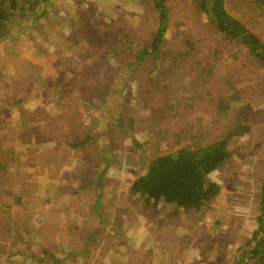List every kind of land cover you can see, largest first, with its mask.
<instances>
[{
	"label": "rangeland",
	"instance_id": "374dc122",
	"mask_svg": "<svg viewBox=\"0 0 264 264\" xmlns=\"http://www.w3.org/2000/svg\"><path fill=\"white\" fill-rule=\"evenodd\" d=\"M84 1L91 5L92 11L97 8L98 0ZM254 1L227 0V8L264 40V15L257 10ZM82 2L62 1L46 16L23 25L26 32L19 33L17 27L12 30L15 37L8 34L6 37L10 38L0 43V78L5 74L0 91L6 89L0 94L5 98L0 112L3 117L0 130L7 131L9 123L21 128L20 137L6 143L4 156L0 155V165L14 166V171L10 168L11 174L9 168L4 172L0 170V184L5 178L12 184L6 188L0 186V264H41L31 258L33 254L46 255L49 259L43 264H53L54 260L46 254L50 250L69 256L65 264H123L124 259L127 264L131 261L160 264L154 258L156 240L187 231L198 235L201 242L214 243L217 258L222 238L223 246L225 242L228 244L229 257L226 258H233L237 249L253 240L256 222L264 212L260 204L262 193L247 188L255 178L254 170L264 174V169L258 166L259 159L264 160V126L257 127L258 135L249 138L250 143L242 151L248 155L250 151L259 150L261 157L253 155L248 170L238 164L245 153L243 156L233 153L211 174L212 180L222 187L221 193L200 211L185 209L180 213L179 209V214H174L172 203L152 201L144 210L148 227L130 231L126 222L137 206L129 187L135 178L146 172L145 155L174 150L176 144L172 141L179 136L182 146L213 140L218 134L214 127L218 122L214 112L203 105L192 110L187 117L188 125L185 118L177 116L179 105L176 110L165 111L169 115L165 114L163 121L158 122L156 114L164 105L162 87L167 85L168 93L175 99L179 92L178 79L183 78L175 75L186 71L188 66L173 70L171 61L167 67L163 64V68L156 70L165 71L159 88L153 74L150 76L151 71L159 67L155 54L144 57L142 63L132 68H119L122 58L117 56L127 53L123 43L143 50L154 41L161 25L159 18L144 19L129 12L142 11L144 0L138 4L133 0L105 1L104 4L112 6L109 16L115 14L106 21L105 16L83 13ZM249 4L250 10L243 8ZM167 8L171 18L158 49L162 56L171 59L179 54L181 57V52L191 49L185 42L191 39L196 47L193 51L196 56H190L191 59L196 58L201 63L208 61L206 70L216 63L221 68L219 78L226 83L235 81L233 73L227 70L231 68L241 79L237 89L252 90L253 100L256 94L264 93L260 84L264 81L263 67L251 61L245 47L236 42L230 46H224L227 45L224 41L221 43V34L209 13L201 9L199 0H168ZM37 9V6L33 8L31 14L37 15ZM28 13L14 15L13 24H21L17 20L28 22L31 18L24 21ZM46 43L53 48V55L47 51ZM138 56L134 53L129 61ZM94 59L97 62L92 72ZM199 67L201 70L203 65ZM112 77L114 81H110ZM188 80L186 95L192 90ZM192 84L198 86L197 82ZM154 90L162 95L156 98L161 103L152 105L159 110L147 109V115L139 114L135 107L154 97ZM128 114L135 115L132 117L137 127L130 134L119 124V118ZM208 128L214 129L208 131ZM70 132H73L72 137L90 139L85 152L83 149L74 154L69 151L64 134ZM237 148L238 142L231 144L233 151ZM11 153L14 159L9 157ZM51 153L56 159L50 165L41 164L37 155ZM79 153L83 156H77ZM33 161L37 163L34 165ZM142 162L145 163L141 165ZM24 164L30 165V171L34 167V172H24ZM90 179L95 182L84 185ZM101 179L104 181L102 190L98 188ZM39 199L42 200L40 206L37 205ZM8 205H11L9 209ZM199 244V241L194 242L192 246L196 248ZM151 249L155 250L153 255Z\"/></svg>",
	"mask_w": 264,
	"mask_h": 264
},
{
	"label": "trees",
	"instance_id": "16d2710c",
	"mask_svg": "<svg viewBox=\"0 0 264 264\" xmlns=\"http://www.w3.org/2000/svg\"><path fill=\"white\" fill-rule=\"evenodd\" d=\"M62 1L63 0H0V43L10 37H15L12 34V30L17 27L19 33L23 34L26 32L27 30L23 29V25H27L30 21L34 22L39 18L46 16ZM156 3V6L159 8L161 25L159 26L154 41L151 45L147 44L143 50H136L135 45H133L129 52L136 53V57L137 54H139L138 58L129 61V59L122 57L119 68L125 65L132 68L133 66L142 63L144 57L155 54L156 59L159 60V67L157 66L156 69L151 71L152 73L150 76L153 74L152 77L155 84L158 86L157 88H159L161 87L160 81L163 78L165 71L160 72L156 70L163 68V64L167 67L168 63L171 61L170 68L173 70L175 68H183L185 65L188 67L186 71H179L175 75L176 78L183 77L178 79L180 81V84L177 85L179 92L176 94L177 97L175 99L170 93H168L169 87L164 85L162 87V91H165L164 100H162L164 105L160 110L159 107L152 106L161 103V100L156 98L162 95L159 96L155 90L152 91L155 96L147 99L146 102H142L140 107L136 106L135 110L139 111V114L143 113L147 115V109H151L152 111L157 109L159 112L156 114V118L158 122L161 123L163 121V116L165 114L167 116L169 115V113L165 111L176 110L179 105L180 111H177V116L181 119L185 118V122L188 125L187 117L189 114L192 110L194 112L199 106L203 105L214 112L213 116L216 122L223 121V124L214 126L215 129L218 130V134L213 140H208L205 143L200 144L192 142L189 145L182 146V140L179 136L172 141V143L176 144L174 150L158 153L153 156L145 155L144 158L147 159L145 161L147 162L146 172L135 178L132 184V193L139 195V198L144 199L142 202L144 201L146 204H149L152 201L157 203L162 200L172 203L175 207L174 214H179V209L180 213L185 209L200 211L214 196L221 193L222 187L212 180L213 175L211 174L215 173L233 154L234 151L231 149V144L239 141V147L245 151L246 145L250 143L249 138L257 134V127L264 126V93H260V95L256 94L253 100L252 96L254 93L252 90L237 89L236 85L241 79L237 77V73H234L231 68L227 70L233 73L235 81L226 83L219 78L220 74H218V71H220L221 68L216 63H213L212 67L206 70L205 64H207L208 61L201 63V61L196 58L191 59L190 56H196L193 52L196 50V47H193L195 43L191 39L185 40L186 45L190 46L191 49H186V53L181 52V57L177 54V56H173L169 59L170 56L164 55L163 53L164 56H162L161 53L158 52V49L164 33H166L168 29V22L171 18V13L167 8L168 0H156ZM199 5L202 10L209 13L212 21L215 23L218 33L221 34V43L224 41V43L227 44L224 46H230L232 42H236L239 46L245 47L246 53L251 61L260 65L264 69V40L255 31L246 27L241 18L233 16L234 14L227 8V0H199ZM254 5H256L257 10L264 15V0H255ZM36 6L38 8V14H31L33 12L31 10ZM250 7L251 4L244 6L243 8L250 10ZM28 11L29 13L24 20L27 21L31 18L28 22L17 20L21 24H13L14 20L12 18L14 15L16 16L20 13L23 14L24 12L27 13ZM8 34L11 36L6 37ZM88 45L91 46L90 43H88ZM88 45H84V47H89ZM45 47H47L49 53L52 55L54 54L53 48L48 46L47 43ZM48 52H45L47 56H49ZM216 53H218V51H216ZM228 59L231 62L234 61L233 57L228 56ZM47 62L50 63L51 61L48 59ZM96 62L97 59L92 61V72L95 70ZM201 64L203 65V68L200 70L199 65ZM43 65L45 64L43 63ZM66 68L65 65V69ZM228 71L226 72L228 73ZM185 78H189L191 81L192 90L189 95H186L187 89L189 92V88L186 87V82L189 83V80L186 81ZM114 80L115 77H112L110 81ZM195 82L198 83V86L192 84ZM260 84H263L262 87H264V81ZM170 98L174 101H171ZM179 112L181 116H179ZM122 115L125 116V114ZM123 116L119 118L121 129L127 134L133 133L132 130L137 129L132 117L135 115L128 114V117ZM182 128L183 126L181 129ZM185 128L188 127L185 126ZM212 129L214 128H208L207 130L209 131ZM72 134L73 132L64 134L65 138H68L67 141L69 148H76L77 150L83 149V152H85L84 147L88 146L90 139H79L78 137H72ZM261 144L262 141L260 142V145ZM134 149L137 154L136 147ZM2 151H5V149H2ZM251 154L261 157L259 150L251 152ZM55 159L56 156L51 153L46 155V158H41V161L42 164L50 165ZM105 160L107 161V159ZM259 162L262 163L261 167L264 169V160L259 159ZM144 163L142 162L141 165ZM8 168L9 165H0V170L3 172ZM33 172L34 170L30 174ZM8 181L11 183L10 180ZM94 182L95 181L90 179L87 183H84V185L87 184L89 186ZM103 187L104 181L101 179L98 181V188L102 190ZM261 193L262 201L260 204L264 210V185L263 188H261ZM19 199H21V197H19ZM44 202L45 201H43V203ZM37 203V205L40 206L42 200L39 199ZM10 207L11 205H8V209ZM256 226L257 227L253 230V240H250L246 246L237 249L233 258L221 264H264V212L260 214ZM104 229L105 226L102 231ZM192 233H185L187 238L185 237L182 241L181 251L189 245L192 246V243L198 241L200 242L198 247H204V241L201 242V240L197 238L198 235H192ZM255 240L256 243H254ZM150 252L153 253V249H151ZM46 254L54 260L53 264H65L69 257H65L62 254L60 255L58 252L51 250L47 251ZM33 255L34 256L31 258L38 260L41 264L49 259L46 255ZM155 258L158 259V256L156 255ZM218 259L217 263H220L222 257L219 256ZM13 260L19 262L16 259ZM158 261L160 262V260ZM170 261L171 260H165L164 263ZM184 261V259L179 258L178 264H182Z\"/></svg>",
	"mask_w": 264,
	"mask_h": 264
},
{
	"label": "crops",
	"instance_id": "0c3cea01",
	"mask_svg": "<svg viewBox=\"0 0 264 264\" xmlns=\"http://www.w3.org/2000/svg\"><path fill=\"white\" fill-rule=\"evenodd\" d=\"M105 1H113V0H102L100 3L98 0L97 8L96 9L94 8L93 9L94 12H93L91 5L87 4V2H85L83 0L82 5H81V11L87 15L96 14V15L105 16L103 19L105 21H106V19L111 20V19H113L115 14H112L111 16H109L108 10L112 6L110 4H104ZM133 1L135 3L137 2V4H138L141 0H139V1L133 0ZM144 1H145V7L143 8L142 11L134 12L133 10H129V12L135 13V15L139 14V16L144 18V19H146V18L147 19L159 18L158 17V16H160L159 15V8L156 6L157 5L156 0H144ZM63 2L66 3V0H63ZM106 7H108V8H106ZM157 30H159V27ZM110 46L111 45L109 44L108 47H110ZM132 46L130 45V43H128V45L126 43H123L122 47L126 48L125 52H127V53L119 55V56H117V58L118 57H121V58L125 57L126 59H129V57L134 54V52H129V51H131ZM125 52H123V53H125ZM125 66H127V65H125ZM2 82H5V74L3 75V77L0 78V83H2ZM5 92H6V89H3L0 91V94L5 93ZM4 99H5L4 96L0 97V112H1V108L4 104L3 103ZM1 119H3V117H1V115H0V120ZM218 124H223V121L218 122ZM0 125H1V121H0ZM6 127H7V131H3V129L0 130V155L3 154V156H4L5 151H2V149H5L6 143H9L13 140L16 141V139L20 137V132H21L20 131L21 128L18 129L16 126V123H9L6 125ZM17 130H19V131H17ZM251 137L253 138L255 136H251ZM259 141H261V140H259ZM237 142H238V146H239V141H237ZM69 151L72 152L73 154L78 152L76 148H71V149L69 148ZM242 151L243 150L239 147L236 150H234L233 153L236 152V153H239L241 156H243L245 152H242ZM77 156L81 157L83 155H82V153H79ZM77 156L75 157V159H77L76 162L79 161V158H77ZM9 157L14 159V155L12 153L9 155ZM43 157L46 158V155H43V156H41L40 154L37 155V158L40 160L41 164H42L41 158H43ZM237 157L238 156H235V158H237ZM253 157L254 156L250 152L248 155L245 153L244 159L239 158L238 164L241 165V169H244L243 167L245 165L246 168L249 170L250 169L249 163L251 162V160H253ZM35 163H37V162H34V165H35ZM255 165H257L256 161L253 163L254 167H255ZM258 166L261 167V163ZM13 167L14 166H11L10 168L12 169ZM10 168H9V173L11 174ZM29 168H30L29 164H27V165L24 164V172H28ZM33 170H34V167L31 169V171L29 170V173H31ZM253 173H254L255 178H253V180L248 183L247 188L252 189V190H259L258 192H261V188L264 185V174L261 172L257 173L255 170ZM3 183L0 184V186L2 188H6V186L12 185L9 183L7 178H5ZM244 187H246V186H244ZM129 192H130L131 198H134L136 200L134 202V204L137 206V209H136V212L131 216L130 220L128 222H126L127 227L130 231H135L134 229L138 230V229L144 228V227L147 228L148 223H147L145 216H144V210L147 209L148 207H150V205L146 204L144 201L143 202L139 201V199H138L139 195L132 193V185L129 187ZM114 222H116V220H114ZM185 233H188V231L184 232V233H176V235H174L173 237H169V238L162 237L160 239H157L158 241L156 240V245H158V247L156 249L157 250L156 255L158 256L157 260H160V264H178L179 258H182L185 260L184 263H182V264H221V263L228 261V258H226L228 256L227 255V249H228L227 245L228 244L225 242V247H226L225 248L223 246L224 243L222 242V238H220V257H222V260H220V263H217L219 259L217 257H215V254H214V245H213L214 243H210V242H208V240H205L203 242V244H204L203 248H201V247L193 248V246L189 245L188 247H186L184 250L181 251L182 241H183V239H185V237L187 238V235ZM210 238H211V240L216 239V237H210ZM153 251H155V250H153ZM153 254H154V252L151 253V255H153ZM165 260H171V261L164 263ZM131 262H132L131 264H138L134 261H131ZM123 264H127V260L124 259ZM142 264H146V262L143 261Z\"/></svg>",
	"mask_w": 264,
	"mask_h": 264
}]
</instances>
